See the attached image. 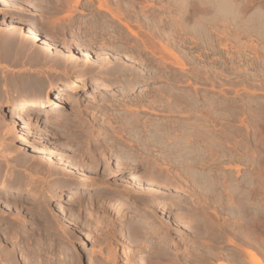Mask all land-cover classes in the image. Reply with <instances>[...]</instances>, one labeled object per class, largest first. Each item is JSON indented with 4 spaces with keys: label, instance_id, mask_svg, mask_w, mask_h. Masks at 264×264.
Masks as SVG:
<instances>
[{
    "label": "rangeland",
    "instance_id": "374dc122",
    "mask_svg": "<svg viewBox=\"0 0 264 264\" xmlns=\"http://www.w3.org/2000/svg\"><path fill=\"white\" fill-rule=\"evenodd\" d=\"M235 1L226 12L221 0H109L106 12L98 0H0V30L10 29L0 38V126L13 100L84 79L26 116L22 137L0 127V143L14 148L10 162L0 159V183L25 192L0 190V262L64 264L52 253L69 245L87 253L78 264H113L115 256L149 264L156 249L174 264H253L254 253L264 264V237L238 236L264 210V9H255L264 0ZM23 17L52 48L24 35ZM198 19L203 31L195 33ZM178 123L199 137L198 148L222 154L219 165L193 168L206 184L166 164L157 147L156 128ZM133 149L137 171H118ZM232 197L245 204L229 209Z\"/></svg>",
    "mask_w": 264,
    "mask_h": 264
},
{
    "label": "bare ground",
    "instance_id": "6f19581e",
    "mask_svg": "<svg viewBox=\"0 0 264 264\" xmlns=\"http://www.w3.org/2000/svg\"><path fill=\"white\" fill-rule=\"evenodd\" d=\"M217 1V0H216ZM222 2V4L219 6V9L221 10L222 9V11L223 10H226V9H228L226 12H229L231 9H235V7H237L238 8V2H236L235 0H229V1H223V0H221ZM252 1V0H251ZM79 2V0H75V3L77 4ZM219 2V1H218ZM217 2V3H218ZM224 2V3H223ZM228 2L230 3V5L228 4ZM215 6H216V3H213ZM213 4H212V6L211 7H213ZM237 4V5H236ZM239 7L240 8H242L241 7V5H239ZM98 8L100 9V10H104V11H109V0H98ZM215 8H217V7H215ZM161 9H165L164 7H162ZM182 9H185L184 7H182ZM255 9H260V10H263L264 9V7H263V5L262 4H260V5H258ZM218 10V9H217ZM238 9H236V11H237ZM221 11V13L223 14V12ZM235 11V12H236ZM241 11H242V9H241ZM258 11V10H257ZM240 12V11H239ZM256 12V11H255ZM261 12V11H260ZM257 13V12H256ZM259 13V12H258ZM257 13V14H258ZM229 14H231V13H229ZM233 14H234V12H233ZM233 14H232V16H233ZM237 13H235V15H236ZM255 14V13H254ZM262 14V13H261ZM235 15L233 16V17H235ZM241 15V14H240ZM256 15V14H255ZM260 15V14H259ZM261 16V15H260ZM225 17V16H224ZM238 17V18H237ZM236 18L239 20V22H241L244 18H241L242 20H240L239 19V16H237ZM241 17H243V15L241 16ZM245 17V16H244ZM263 17V16H262ZM112 18H114V19H116V16L115 15H112ZM226 18V17H225ZM264 18V17H263ZM233 19H235V18H233ZM232 19V20H233ZM189 20V18H184L183 19V21L185 22H187ZM245 20H246V18H245ZM185 22V23H186ZM237 22V21H236ZM244 23V22H243ZM243 23L241 22V24L243 25ZM18 24V23H17ZM239 24V23H238ZM18 26H19V29L21 30V31H23V33H24V35L27 37V38H29V39H32V40H34V41H41L42 42V44L44 45V46H46L47 48H52L53 47V43H52V41L51 40H49L47 37H44L40 32H38L36 29H34L31 25H30V23L28 22V18L27 17H23L20 21H19V24H18ZM126 27H127V29L129 30L130 28L127 26V25H125ZM203 26H204V23H202V21L200 20V19H198V20H196V21H194V25H193V27H192V30L195 32V33H200L201 31H203ZM263 29V28H262ZM165 30H166V28H165ZM252 30V29H251ZM252 31H254V30H252ZM9 33H10V29L7 27V28H4L3 30H0V38H1V36H3L4 38L6 37V36H8L9 35ZM2 34V35H1ZM135 35H137V34H135ZM160 37L161 38H164V37H166V33H162L161 35H160ZM6 39H8V37H6ZM143 47L146 49V50H149V48L154 44V40H152V39H149V40H146V41H143ZM78 52L79 53H81V56H83V57H86L87 59L88 58H93L92 56V54L88 51V50H85V49H82V48H78ZM0 58H1V55H0ZM84 82V79H83V77H81V76H77V77H75L74 79H64V80H62V81H59L57 84H55V85H53V86H51V87H49V88H47V89H45L44 91H36V92H34V93H31L30 95H27L26 97H23V98H21V99H18V100H13V102L11 103V105H10V107H9V111H7L6 113H5V115L3 116V123H2V125L4 124L5 125V129L7 130L6 132L7 133H9V131H11L12 132V134H13V136H15V138H19V137H22L23 136V132H24V126H23V124H22V121L24 120V118L26 117V116H28V115H30V116H37L38 114H39V112H42V110H44V108L46 107H44V105L45 104H49V103H51L52 101H53V99H54V94H56V95H58L59 97H66V96H69V94L66 92V91H71V90H73V89H75V88H79L80 87V84H82ZM138 85H141L140 83L138 84ZM108 90L109 89H111V87L109 86L108 88H107ZM213 107V106H212ZM210 119H208V121H209ZM213 120H215V119H213ZM211 121V120H210ZM209 121V122H210ZM24 122V121H23ZM214 123V121H211L210 123ZM182 123V122H181ZM203 123V122H202ZM205 123V122H204ZM206 123H207V121H206ZM205 123V124H206ZM212 123V124H213ZM180 123H178V125H179ZM1 125V126H2ZM184 127L185 126H187V125H184V124H182ZM181 124H180V129H175V130H171V128L172 127H165V128H161V127H157L156 128V133L158 134V137L157 138H155L154 140H156L157 142H158V145H157V147H160L164 152H166V156L164 157V161H165V163L166 164H168V165H172V166H178V167H182V168H184V167H186V169L183 171V172H181L182 173V175H186V176H188L189 177V179H191L192 181H193V183L194 184H199V183H202V184H206V182H207V178H204V179H202L201 177H199V176H197V173L193 170V168L195 167V166H199V165H202V166H206V165H208V164H210V165H219V164H221V159H220V157H222V154L220 153L219 155L220 156H217V154H218V151H212V149H200V148H198L199 147V145L198 144H200V140H199V137H196L195 135H191L190 133H189V131H188V134H190V136L188 135V137L186 136V131L185 130H182L181 128V126H182ZM204 125V124H203ZM0 126V127H1ZM3 127V126H2ZM179 127V126H178ZM177 127V128H178ZM186 128V127H185ZM4 129V128H3ZM2 128H0V130H3ZM184 129V128H183ZM179 130H182V131H179ZM4 131V130H3ZM2 131V132H3ZM182 132L181 133V135H177L176 134V132ZM183 131H185V132H183ZM132 135L134 136V130L132 129ZM1 133V132H0ZM1 136H2V138H3V136L4 135H2L1 134ZM1 136H0V139H1ZM4 139V138H3ZM1 142H2V139H1ZM202 142V141H201ZM201 145L203 146V144L201 143ZM13 148V146L11 145H5L4 146V143L3 144H1L0 143V159H2V160H5L6 162H8L9 161V156H10V158H11V153L12 152H14V148ZM13 150V151H12ZM133 152L132 153H130V154H126L127 156H128V158H127V160H125L123 163L122 162H119V169H118V171H122V170H124V169H126V168H134V171H137L136 169L138 168V166L140 165L139 163H141V162H139V161H137V155L135 154V151H134V149L132 150ZM126 156V157H127ZM209 156H211V161H210V159H207V157H209ZM122 157V156H121ZM124 157V156H123ZM217 157V158H216ZM125 158V157H124ZM123 158V159H124ZM120 159H122V158H120ZM126 159V158H125ZM11 160V159H10ZM10 162V161H9ZM239 172V171H238ZM240 173V172H239ZM131 185V184H130ZM127 188H131L130 186L129 187H127ZM139 188V187H138ZM31 189V188H30ZM0 190L1 191H3V192H14L15 194H22V193H25L24 191H22V190H20V189H16V188H14V187H12L11 185H9V184H7V183H0ZM30 191H32V190H30ZM244 191H246V190H244ZM235 192H237V191H235ZM247 192V191H246ZM32 194H34V193H32ZM70 194V193H69ZM244 195V194H243ZM36 197V196H35ZM43 197V196H42ZM243 197V196H242ZM245 197V196H244ZM38 199V198H37ZM123 201H128V200H130V198H128V197H123V198H121ZM232 199V202H231V204L230 205H228V208L229 209H234V208H236L237 206L239 207H241V205H243V204H245V202H243L242 201V199L240 198L239 199V202L237 203V206H234L235 204V202L233 201V197L232 198H230V200ZM34 200H36V199H34ZM42 200V199H41ZM118 200V199H117ZM120 200V199H119ZM235 200V199H234ZM244 200V199H243ZM245 201V200H244ZM38 202H41V201H39L38 200ZM234 202V203H233ZM35 203H37L36 201H35ZM157 204V203H156ZM37 205H38V203H37ZM41 205V204H40ZM39 205V206H40ZM157 205H160V206H164L165 205V203L163 202V201H161V202H159ZM231 205H233V208H231L232 206ZM169 206V208H175V207H173L172 205H168ZM40 207H42V206H40ZM247 206H244V207H242L244 210H246L247 211V209L248 208H246ZM61 208H62V206L61 205H59V204H57L56 206H55V210H57V211H61ZM225 208H227V207H225ZM237 209V208H236ZM238 210V209H237ZM127 211V210H126ZM234 211V210H233ZM240 212V210L238 211V213ZM131 214L132 215H130V216H128V217H136V215L133 213V212H131ZM53 217V216H52ZM58 217V216H57ZM58 219V218H57ZM60 220V219H59ZM141 220V224L143 223V224H148V223H150L149 222V219L148 218H142V219H140ZM156 221H158L157 219H156ZM56 222V221H55ZM60 222V221H59ZM57 223H58V220H57ZM53 224H55V223H53ZM60 224V223H59ZM248 225V224H247ZM247 225H245V227L247 226ZM58 226V225H57ZM59 227V226H58ZM60 229V228H59ZM196 230H198V229H196ZM232 228L230 229V231L232 232ZM240 230H243V227L240 229ZM244 232H240V235L238 234V236H240V238L242 239V241L243 242H249V241H252L251 240V238L252 239H254L253 238V236H251V234L253 233V234H255V236L254 237H256V240H258V241H260L261 242V240H262V238L264 237V210L261 208L259 211H258V218H257V220H256V223H255V225L252 227V225L251 226H248L247 228H244ZM248 230H251L252 231V233H251V231H250V233H249V231ZM224 231H226V230H224ZM223 231V232H224ZM228 231V230H227ZM227 231H226V233H227ZM61 232V231H60ZM65 232H67V231H65ZM200 232V231H199ZM138 234H139V236L138 237H140V234H142L141 232L139 233V232H137ZM136 233V234H137ZM221 233V232H220ZM226 233H224V235L226 234ZM62 234V233H61ZM137 234V235H138ZM196 235H198V231H197V233H195ZM200 234V233H199ZM211 234H213V232H211ZM210 234V237L212 236ZM223 234V233H222ZM51 235V234H50ZM145 235V234H144ZM195 235V236H196ZM209 235V234H208ZM214 235H216V234H214ZM218 236H219V234H217ZM216 235V236H217ZM224 235H222V236H220V237H223ZM250 235V236H249ZM52 236V235H51ZM51 236H49L50 238H51ZM216 236H214V237H216ZM48 236H46L45 238H47ZM219 237V238H220ZM76 238V240H75V244H79V243H82V239L80 238V237H75ZM142 238V237H141ZM145 238V237H144ZM147 238V237H146ZM47 240H48V238H47ZM46 240V241H47ZM45 241V242H46ZM54 241V240H53ZM44 242V241H43ZM42 242V243H43ZM108 242V241H107ZM48 243V242H47ZM46 243V244H47ZM65 243L68 245L69 243H72L73 244V242H71L70 241V239H68V241H65ZM45 244V243H44ZM41 245H43V244H39V246H41ZM49 246V248H51L52 247V244H51V247H50V245H48ZM61 246H63V245H61ZM60 246V248H58V247H56V248H58V249H56V248H54L55 250V252L54 253H52V254H54L56 257H60V262H61V260L63 261V263L64 264H78V261H77V256H84V255H86L87 253L85 252V251H81V252H76V251H74V250H72L70 247H68V246H66L65 247V245L63 246V248ZM110 246V245H109ZM44 247V246H43ZM53 247H54V245H53ZM39 248V247H38ZM37 248V249H38ZM41 248H42V246H41ZM40 248V249H41ZM46 248V247H45ZM48 248V249H49ZM109 248V247H108ZM111 248V247H110ZM109 248V252H107V253H109L110 254V256L112 255H116V252L114 253V250H113V248H111L110 249ZM44 249V248H43ZM43 249H41V250H43ZM47 249V248H46ZM45 249V250H46ZM1 250H3V249H1ZM50 250V249H49ZM49 250H46V252L48 251L49 252ZM52 250V249H51ZM44 251V250H43ZM53 251V250H52ZM249 251V250H248ZM16 252V251H15ZM8 253V252H7ZM32 253V252H31ZM50 253V252H49ZM101 253V252H100ZM106 253V252H105ZM117 253H118V251H117ZM243 253H244V251H243ZM252 253H254V252H252ZM45 254H47V253H45ZM52 254H50V255H52ZM57 254V255H56ZM101 254H103V252L101 253ZM246 254H248L247 252H246ZM251 254V253H250ZM7 255V254H6ZM9 255V254H8ZM104 255V254H103ZM107 255V254H106ZM118 255V254H117ZM167 255H170V254H167V252L165 251V252H163L162 250H160V249H156L155 250V253H154V256H153V258H152V260L153 261H151V262H149V264H174V263H176V262H178L177 260H173V259H169L168 257H167ZM245 255V254H244ZM258 255V254H257ZM47 256V255H46ZM53 256V255H52ZM54 256V257H55ZM105 256V255H104ZM109 256V255H108ZM111 256V257H112ZM243 256V255H242ZM1 257V256H0ZM3 257H4V255H3ZM51 257V256H50ZM49 257V258H50ZM106 257V256H105ZM167 257V258H166ZM259 257H261V256H259ZM258 256H256L255 255V253L254 254H251V258H252V260H253V264H263V262H262V259H260ZM4 258H6V256L4 257ZM110 258V257H109ZM108 257L107 258H105L104 259V257L100 260V264H102V262L105 264V260H108L109 259ZM113 258V257H112ZM112 258H110V259H112ZM47 259H48V257H47ZM53 259V258H52ZM118 259H120V257L119 256H115V258L113 259V264H117V262H118ZM240 259H242V257L240 258ZM3 260V258L1 257V259H0V261H2ZM36 260V259H35ZM49 260V259H48ZM50 260H51V258H50ZM163 260H165V262L167 261V263H165ZM44 261V260H43ZM52 261V260H51ZM55 261V260H54ZM53 261V262H54ZM57 261V260H56ZM110 261H112V260H110ZM250 261V260H249ZM4 262V261H3ZM30 262H32V261H29V264H30ZM36 262V261H35ZM41 262V264H43L42 263V261H40ZM48 262V261H47ZM47 262H45V264H48ZM2 262H0V264H1ZM28 263V262H27ZM34 263V262H33ZM51 263V262H50ZM56 263V262H55ZM62 263V262H61ZM60 263V264H61ZM110 264V262H106V264ZM119 263V262H118ZM251 263V262H250ZM2 264H4V263H2ZM32 264V263H31ZM35 264V263H34ZM37 264H40L39 262L37 263ZM52 264V263H51ZM57 264V263H56ZM134 264V263H133ZM137 264V263H136ZM148 264V263H147ZM219 264H221V263H219Z\"/></svg>",
    "mask_w": 264,
    "mask_h": 264
}]
</instances>
